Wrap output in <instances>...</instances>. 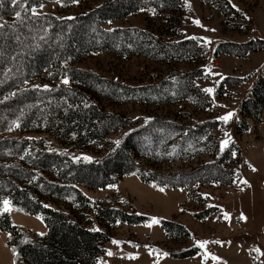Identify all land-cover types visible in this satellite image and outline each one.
<instances>
[{"label": "rangeland", "instance_id": "374dc122", "mask_svg": "<svg viewBox=\"0 0 264 264\" xmlns=\"http://www.w3.org/2000/svg\"><path fill=\"white\" fill-rule=\"evenodd\" d=\"M102 1L61 5L57 0H42L29 11L70 17ZM149 1L153 4L135 13L98 24L103 29L141 30L147 40L153 37L158 42L143 43V53H92L72 66L130 87L170 83L183 92L155 103L94 96V103L116 115L122 124L85 144L59 142L45 132L21 134L41 139L46 151L59 154L46 160L41 172L36 170L58 189L65 187L63 198L49 194L43 198L44 204L70 214L85 228L104 232L107 241L94 264H264V96L257 100V106L250 98L253 88L264 81V0ZM4 20L8 19L0 18V22ZM175 45L183 49L178 57L166 51ZM26 83L42 90L77 84L67 77L52 79L47 72ZM209 88L211 93L205 91ZM242 109L258 112L251 117L241 113ZM228 112L234 116L225 123L219 117ZM150 123L168 124L155 128ZM174 124L184 129L174 132L169 126ZM200 124L205 131L199 129ZM196 129L202 136L195 139L192 148L181 142L178 150H173L185 132ZM128 135H135L133 143L146 144L131 154L133 172L104 186H86L73 180L70 163L99 160L117 149ZM224 140L228 146L221 151ZM215 161L219 171L213 170L210 178L219 175L216 178L223 183L169 186L174 181L168 174L189 172ZM138 173L152 180L146 182ZM69 185L89 201L88 208L73 199ZM11 209L6 214L24 237L46 232L40 217ZM96 209L119 210L134 220L109 221ZM242 213L246 220H240ZM198 241L208 243L201 248ZM14 262L6 233L0 230V264Z\"/></svg>", "mask_w": 264, "mask_h": 264}, {"label": "trees", "instance_id": "16d2710c", "mask_svg": "<svg viewBox=\"0 0 264 264\" xmlns=\"http://www.w3.org/2000/svg\"><path fill=\"white\" fill-rule=\"evenodd\" d=\"M40 1L19 0L13 3V0H0L3 6L0 7L3 8L0 9V18L8 19L0 22L3 25L0 28V202L7 199L17 211L40 217L46 232L41 236L31 235L26 238L21 228L13 224L6 213H0V230L6 233V245L13 253L15 264H94L96 257L103 252L107 236L103 231L83 227L70 214L44 204L43 198L49 194L64 197L62 193L65 187L60 186L58 189L39 174L47 166L46 160L58 157L55 155L58 153L46 151L41 139L20 135L45 132L59 142L85 144L122 124L116 115L102 111L94 103V96L117 102L155 103L180 96L183 90L176 89L170 83L165 86L156 84L130 87L72 66L74 62L92 53H143L145 49H140L143 43L158 42L153 37L147 40V34L141 30L103 29L98 24L99 21L135 13L153 2L103 0L89 11L60 18L53 14L31 13L29 8ZM57 1L61 5L72 2ZM179 48L175 45L166 51L178 57L183 52ZM173 50H177V53ZM43 72H47L52 79L67 77L77 84H73V88L62 84L58 89L42 90L26 83ZM161 89H164L166 96ZM263 96L264 81H261L253 88L250 98L257 106V100H263ZM241 113L251 117L256 115L244 109ZM167 124L157 123L154 127L164 128ZM203 125L200 124L199 129L205 131ZM169 126L174 132L184 129L177 124ZM12 132L18 135L14 136ZM198 132L197 129L185 132L186 135L177 141L173 150L177 151L181 142L187 148H192L195 139L202 136ZM133 136L128 135L122 139L117 149L99 160L70 163L73 180L86 186H104L121 174L133 172L135 166L131 154L134 150L146 147L143 142L139 145L133 143ZM213 170L219 171L217 161L202 164L189 172L168 174L174 181L169 186L205 181L223 183L216 178L219 175L215 179L210 178ZM138 176L141 178L140 173ZM162 177L167 178L166 175ZM141 179L149 182L152 177ZM68 188L78 204L89 207V201L78 189L70 185ZM96 210L109 221L134 220L128 219L119 210Z\"/></svg>", "mask_w": 264, "mask_h": 264}, {"label": "snow or ice", "instance_id": "6c2138e0", "mask_svg": "<svg viewBox=\"0 0 264 264\" xmlns=\"http://www.w3.org/2000/svg\"><path fill=\"white\" fill-rule=\"evenodd\" d=\"M16 0H13V3H15ZM73 3H78L79 0H72ZM33 14L35 15V12H33ZM19 13H17V17H19ZM197 24H199V21H196ZM3 25H0V28H2ZM68 81L65 80L64 83H67ZM206 92L208 93H211L213 90L211 88L209 89H205ZM234 116V113L233 112H228L227 114H225L224 116L222 117H219L220 120H222L223 122L227 123L232 117ZM228 134L225 133V136H227ZM117 144H119V141L116 142ZM228 146V140H224L221 142V145H220V148H221V151L224 150V148H226ZM87 159V158H85ZM253 171H255V169L253 168ZM242 183H247V181H242ZM243 190V189H242ZM2 207H0V213H7V212H10L12 209H11V205H10V201H8L7 199L3 200L2 202ZM227 218V216H226ZM240 220H246V217L244 216V214L242 213L241 216H240ZM156 221L154 220L153 223H155ZM114 244H117L119 242L117 241H113ZM208 242L207 241H204V242H200L198 241L197 244L203 248L205 244H207ZM214 243H219V244H223V242H220V241H215ZM230 243V242H229ZM107 255L111 256L112 253L111 252H108ZM165 255H167L165 253ZM213 259H219L218 257H213Z\"/></svg>", "mask_w": 264, "mask_h": 264}]
</instances>
